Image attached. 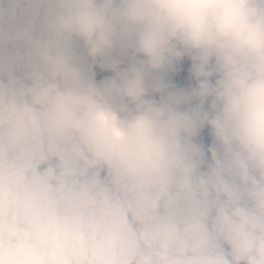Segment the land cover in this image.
I'll return each mask as SVG.
<instances>
[{
	"label": "clouds",
	"instance_id": "clouds-1",
	"mask_svg": "<svg viewBox=\"0 0 264 264\" xmlns=\"http://www.w3.org/2000/svg\"><path fill=\"white\" fill-rule=\"evenodd\" d=\"M0 264H264V0H0Z\"/></svg>",
	"mask_w": 264,
	"mask_h": 264
}]
</instances>
